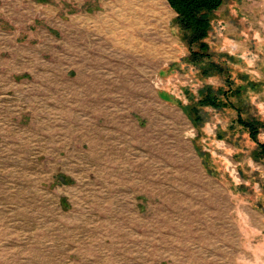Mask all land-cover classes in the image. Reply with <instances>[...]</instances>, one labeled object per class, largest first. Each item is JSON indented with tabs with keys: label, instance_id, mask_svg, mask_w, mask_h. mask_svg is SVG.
<instances>
[{
	"label": "rangeland",
	"instance_id": "rangeland-1",
	"mask_svg": "<svg viewBox=\"0 0 264 264\" xmlns=\"http://www.w3.org/2000/svg\"><path fill=\"white\" fill-rule=\"evenodd\" d=\"M175 18L0 0V264H264V158L232 108L198 104L230 89L264 121V0H223L209 59Z\"/></svg>",
	"mask_w": 264,
	"mask_h": 264
},
{
	"label": "trees",
	"instance_id": "trees-1",
	"mask_svg": "<svg viewBox=\"0 0 264 264\" xmlns=\"http://www.w3.org/2000/svg\"><path fill=\"white\" fill-rule=\"evenodd\" d=\"M170 9L176 14V23L180 30L186 34V42L189 46V56L193 60L209 59L208 45L204 41L211 28V19L223 4V0H166ZM212 62V61H211ZM222 67L214 62L208 65L205 75L211 72L222 73ZM228 79L226 80L227 83ZM227 86H229L227 84ZM237 92V91H236ZM224 98V103L218 99V95ZM233 94L232 90L217 93L207 89L201 92L198 102L200 106H228L236 112V123L247 132L249 140L256 145L257 153L264 158V144L259 142L258 135L264 131V121L258 119H244L240 109L231 103L229 95Z\"/></svg>",
	"mask_w": 264,
	"mask_h": 264
}]
</instances>
